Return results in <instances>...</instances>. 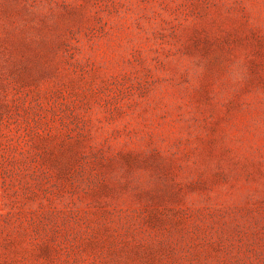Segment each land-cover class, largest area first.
<instances>
[{
  "label": "rangeland",
  "instance_id": "obj_1",
  "mask_svg": "<svg viewBox=\"0 0 264 264\" xmlns=\"http://www.w3.org/2000/svg\"><path fill=\"white\" fill-rule=\"evenodd\" d=\"M0 264H264V0H0Z\"/></svg>",
  "mask_w": 264,
  "mask_h": 264
}]
</instances>
